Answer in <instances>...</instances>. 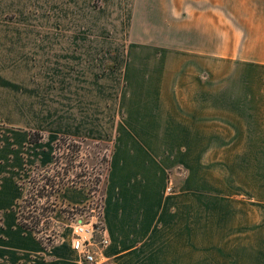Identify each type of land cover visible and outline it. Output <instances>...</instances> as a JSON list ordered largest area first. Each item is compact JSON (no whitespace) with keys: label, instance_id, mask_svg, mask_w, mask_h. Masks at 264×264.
Masks as SVG:
<instances>
[{"label":"crops","instance_id":"crops-1","mask_svg":"<svg viewBox=\"0 0 264 264\" xmlns=\"http://www.w3.org/2000/svg\"><path fill=\"white\" fill-rule=\"evenodd\" d=\"M47 1L0 0V264H88L71 247L70 227H63L47 246L19 221V179L30 169L51 165L54 143L61 136L110 143L101 204L109 241L97 257L99 263L207 264L211 226L206 204L193 202L198 188L190 187L201 164L195 154L204 147L200 131L207 122L206 94L172 87L179 78L164 80L160 58L153 55L158 44L113 43L114 36L140 34L138 13L145 10L155 22L161 1L103 0L98 10L111 23L64 29L44 26L49 15L89 19L96 14L93 0H60L71 11L59 13L53 12V0L48 6ZM80 2L86 6L81 15ZM181 4L184 12L185 0H167V11ZM262 17L264 25V12ZM257 44L253 49L264 52V26ZM253 62L264 67V55ZM246 93V104L231 94L229 122L236 127L257 124L264 130V93ZM215 106L218 116L226 115L222 104ZM36 132L42 138L30 142ZM242 165L248 169L246 179H252L248 161L237 163ZM178 166L187 175L167 192ZM237 173L244 180V172ZM87 200L81 186L64 187L58 194L64 205L80 206ZM194 212L198 241L193 239ZM222 212L219 206L217 213ZM221 224L222 219L215 223L218 254ZM196 242L197 257L192 253Z\"/></svg>","mask_w":264,"mask_h":264},{"label":"rangeland","instance_id":"rangeland-1","mask_svg":"<svg viewBox=\"0 0 264 264\" xmlns=\"http://www.w3.org/2000/svg\"><path fill=\"white\" fill-rule=\"evenodd\" d=\"M53 1V12L71 11L69 5ZM160 1V10L157 14L154 12L155 22L147 19L144 10L138 13L142 17L136 21L140 34L114 36L113 43L158 44L159 52L153 55L160 58V75L164 80L179 78L178 85L172 87L206 94L207 122L200 131L204 147L197 149L195 154L201 164L190 187L198 188L195 190L197 196H192L193 202L206 204L207 224L211 226L208 228L211 234H207V264L219 261L221 264H264V130L257 124L236 127L229 122L232 93L235 97H243V101L240 99L243 104L247 102V90L264 93V67L253 62L264 55L262 50L253 49H257V42L262 38L264 0H190V5L185 0L184 12L183 4L177 10L170 6L168 12L167 0ZM102 3L103 0H93L96 14L89 19L87 16L80 19L70 18L71 15L60 17L53 13L44 26L104 28L111 22L100 15L98 9ZM46 5H50L49 0ZM85 8L80 2L78 14L81 15ZM249 39L251 45L248 47ZM215 103L222 104L226 115L218 116L220 108L216 109ZM109 145V142L87 138L58 137L51 165L30 169L19 179L23 188L18 204L19 220L38 233L44 245L51 244L63 227L71 228L72 220L77 217L95 226L102 223V192ZM247 161L253 177L250 180L246 179L248 169L244 165L237 166L238 162L246 164ZM180 168L172 171L176 179L168 182L171 191L187 175ZM237 172H244V180ZM68 186L83 187L88 194L87 202L80 206L59 202V192ZM219 206H222V214L217 213ZM197 215L198 212L192 213L191 223L197 225L193 228V239L198 241ZM218 219H222L218 227L221 234L217 238L222 248L219 254L214 244ZM192 248L197 257L198 243L192 244ZM220 257L221 260H216ZM192 264H198L197 260Z\"/></svg>","mask_w":264,"mask_h":264},{"label":"built area","instance_id":"built-area-1","mask_svg":"<svg viewBox=\"0 0 264 264\" xmlns=\"http://www.w3.org/2000/svg\"><path fill=\"white\" fill-rule=\"evenodd\" d=\"M171 188V184L168 183L166 191L171 192ZM99 224L95 226L92 222L83 221L81 217L71 222V247L81 260L88 264H101L97 257L109 241L103 224Z\"/></svg>","mask_w":264,"mask_h":264},{"label":"trees","instance_id":"trees-1","mask_svg":"<svg viewBox=\"0 0 264 264\" xmlns=\"http://www.w3.org/2000/svg\"><path fill=\"white\" fill-rule=\"evenodd\" d=\"M61 137H64V136H61ZM42 138V135L40 133H31L30 135V142H35V141H38ZM20 221V220H19ZM20 224L26 228V229H30V230H33L31 229L30 227L26 226L25 224H23L21 221H20Z\"/></svg>","mask_w":264,"mask_h":264}]
</instances>
